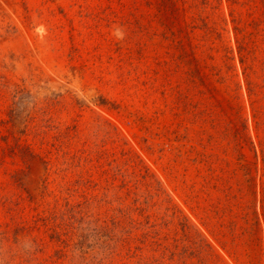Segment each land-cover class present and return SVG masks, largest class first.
<instances>
[{"label":"rangeland","instance_id":"rangeland-1","mask_svg":"<svg viewBox=\"0 0 264 264\" xmlns=\"http://www.w3.org/2000/svg\"><path fill=\"white\" fill-rule=\"evenodd\" d=\"M0 264H264V0H0Z\"/></svg>","mask_w":264,"mask_h":264},{"label":"trees","instance_id":"trees-1","mask_svg":"<svg viewBox=\"0 0 264 264\" xmlns=\"http://www.w3.org/2000/svg\"><path fill=\"white\" fill-rule=\"evenodd\" d=\"M6 121L10 124V125H13L14 124V117L12 116V114H8L7 115V119ZM20 133L24 131V126L21 127L19 130H18ZM12 134V133H11ZM14 137L13 140L15 139V142H13L12 144H8L7 147L10 150H15L18 152V154L20 155L21 157V160L26 164V167H29L31 165L30 160H37L39 161L41 164H42V168H43V173L42 175L38 178L40 180V189H39V192H38V195L39 196H42L45 192V190H43L45 187V184L47 182V170H48V160L44 158L43 155H41L40 153L38 152H35V151H30L28 149V146L26 144H23L21 142H17V138L15 136H12ZM44 187V188H43ZM57 240L59 241H64L63 238H59V236H55Z\"/></svg>","mask_w":264,"mask_h":264},{"label":"clouds","instance_id":"clouds-1","mask_svg":"<svg viewBox=\"0 0 264 264\" xmlns=\"http://www.w3.org/2000/svg\"><path fill=\"white\" fill-rule=\"evenodd\" d=\"M113 35L116 37L117 40H122V39H124L125 32L122 29V27L117 26L114 28ZM86 102H88V103L96 102V95H95L94 90H89V100Z\"/></svg>","mask_w":264,"mask_h":264}]
</instances>
